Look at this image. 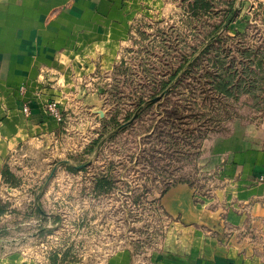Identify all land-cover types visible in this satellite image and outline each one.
<instances>
[{
	"label": "rangeland",
	"instance_id": "obj_1",
	"mask_svg": "<svg viewBox=\"0 0 264 264\" xmlns=\"http://www.w3.org/2000/svg\"><path fill=\"white\" fill-rule=\"evenodd\" d=\"M210 33L215 48L202 53ZM192 54L195 66L169 82ZM228 65L241 86L232 96L193 76ZM69 94L62 111L56 104L60 130L2 170L13 237L38 264H110L120 253L123 264H156L181 237L166 191L185 184L196 202L211 198L228 180L223 151L264 150V0H163L138 17L112 65Z\"/></svg>",
	"mask_w": 264,
	"mask_h": 264
},
{
	"label": "crops",
	"instance_id": "obj_2",
	"mask_svg": "<svg viewBox=\"0 0 264 264\" xmlns=\"http://www.w3.org/2000/svg\"><path fill=\"white\" fill-rule=\"evenodd\" d=\"M162 3L0 0V264H38L9 226L12 199L1 191L7 158L57 133L60 123L45 104L62 111L78 79L112 65L138 17ZM227 152L228 180L211 198L196 202L185 184L163 195L181 237L156 264H264V150L245 145ZM110 264H123L122 253Z\"/></svg>",
	"mask_w": 264,
	"mask_h": 264
},
{
	"label": "trees",
	"instance_id": "obj_3",
	"mask_svg": "<svg viewBox=\"0 0 264 264\" xmlns=\"http://www.w3.org/2000/svg\"><path fill=\"white\" fill-rule=\"evenodd\" d=\"M223 24L220 26V28H222ZM216 34L213 33V34H209L207 36V40L205 42H203L202 46H203V49H202V53L206 52L207 50L211 49V48H215V41H216ZM217 52V51H216ZM217 54V53H216ZM199 58H193V54L190 55V57L188 58H185V61L183 62L184 64H181L180 68L175 70L173 75L170 77L169 79V82L170 81H173L175 80L176 76L178 75L177 73H179V71H181L182 68L186 66V70L187 72H189L191 70L192 67H194L195 65H193ZM219 58L218 57H215L212 61V66L215 67V65H217ZM261 60H258L257 61V66L260 67L261 66ZM220 63H223L224 62H220ZM248 67L246 66L244 68V74H247L246 72L248 71ZM223 73L222 72H217L218 70H208L206 72H204L202 75L198 76L195 73H193V76L196 78V79H199V80H202L201 78H204L205 81H207V83L210 84V86H212V90L215 91V93L217 94H221V95H224V96H232L235 88H240L241 86H236V85H233V80L236 76V72H233V67L232 65H228L227 67H225L223 69ZM252 72V71H250ZM179 76V75H178ZM169 82H165L164 83V86L168 85ZM246 87H244L243 89V92H247L249 91L248 89L245 90ZM67 167L70 169V170H75L76 167H73V166H70L66 163ZM5 174V173H4ZM6 179V178H5ZM37 212L39 214H43L41 208L38 206L37 208Z\"/></svg>",
	"mask_w": 264,
	"mask_h": 264
},
{
	"label": "built area",
	"instance_id": "obj_4",
	"mask_svg": "<svg viewBox=\"0 0 264 264\" xmlns=\"http://www.w3.org/2000/svg\"><path fill=\"white\" fill-rule=\"evenodd\" d=\"M25 112H27V108L25 107L24 109ZM45 111L52 117H54L55 120L59 121L60 118V113L56 108V103L55 102H47L45 104Z\"/></svg>",
	"mask_w": 264,
	"mask_h": 264
}]
</instances>
